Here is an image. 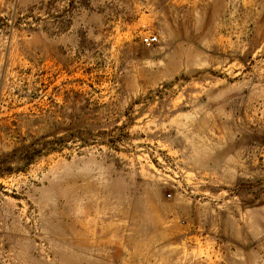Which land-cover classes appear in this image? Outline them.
Wrapping results in <instances>:
<instances>
[{
    "label": "rangeland",
    "instance_id": "obj_1",
    "mask_svg": "<svg viewBox=\"0 0 264 264\" xmlns=\"http://www.w3.org/2000/svg\"><path fill=\"white\" fill-rule=\"evenodd\" d=\"M0 264H264V0H0Z\"/></svg>",
    "mask_w": 264,
    "mask_h": 264
},
{
    "label": "built area",
    "instance_id": "obj_2",
    "mask_svg": "<svg viewBox=\"0 0 264 264\" xmlns=\"http://www.w3.org/2000/svg\"><path fill=\"white\" fill-rule=\"evenodd\" d=\"M157 42L156 36H146L142 39V43L146 46H151Z\"/></svg>",
    "mask_w": 264,
    "mask_h": 264
}]
</instances>
